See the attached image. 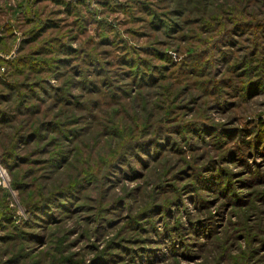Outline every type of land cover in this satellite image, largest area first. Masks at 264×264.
I'll return each instance as SVG.
<instances>
[{"label":"rangeland","instance_id":"374dc122","mask_svg":"<svg viewBox=\"0 0 264 264\" xmlns=\"http://www.w3.org/2000/svg\"><path fill=\"white\" fill-rule=\"evenodd\" d=\"M0 264H264V0H0Z\"/></svg>","mask_w":264,"mask_h":264},{"label":"trees","instance_id":"16d2710c","mask_svg":"<svg viewBox=\"0 0 264 264\" xmlns=\"http://www.w3.org/2000/svg\"><path fill=\"white\" fill-rule=\"evenodd\" d=\"M58 1L69 2V1H71V0H58Z\"/></svg>","mask_w":264,"mask_h":264}]
</instances>
